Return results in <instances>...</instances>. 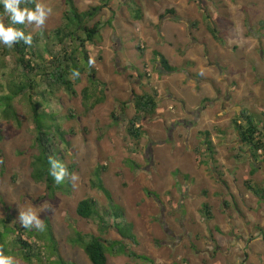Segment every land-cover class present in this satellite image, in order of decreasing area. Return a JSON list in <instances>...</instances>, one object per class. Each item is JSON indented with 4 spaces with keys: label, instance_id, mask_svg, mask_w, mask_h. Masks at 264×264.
I'll return each instance as SVG.
<instances>
[{
    "label": "rangeland",
    "instance_id": "rangeland-1",
    "mask_svg": "<svg viewBox=\"0 0 264 264\" xmlns=\"http://www.w3.org/2000/svg\"><path fill=\"white\" fill-rule=\"evenodd\" d=\"M72 1L80 13L106 4L96 20L103 24L101 39L95 45L87 44L100 86H92L88 72L76 83L75 95L59 91L55 97H38L39 111L54 116L70 136L68 149L58 143L59 156L72 168L76 180L66 177L54 196L45 183L32 179L38 152L35 123L22 96L12 103L17 119H5L4 98L10 94V85L22 78L14 54L0 56L3 253L13 256L16 264H29L16 255L15 240L21 238L36 243L41 251L31 264H91L75 243L77 233L101 237L98 221L77 215L81 201L94 199L100 205V216L113 228L102 239L125 242L130 253L154 264H238L244 256L249 259L248 253L235 247L241 244L264 259V235L257 243L253 237L221 230L246 212L264 228V200L247 187L264 190L263 161L248 156L234 127L243 110L264 127V0H139V4L127 0L117 10L118 18L112 20L121 0ZM36 2L53 9L42 27L25 23L43 48L54 43V31L67 23L69 6L67 0ZM157 16L176 17L177 25L170 27L174 37L162 36L167 31L163 25L159 31L154 27ZM138 18L143 20L138 22ZM107 21L113 24L109 26ZM211 24L220 42L210 33ZM4 47L8 48L0 45ZM7 50L11 52V48ZM154 50L165 52L179 72L163 70L156 53L152 57ZM43 57L50 59L47 54ZM200 78L209 80L206 101L198 96L202 84L195 82ZM86 88L95 94L89 110L83 97ZM46 90L43 84L38 92ZM144 93H156L159 108L155 115L144 118V134L135 141L127 129L135 116V99ZM98 99L100 103L95 104ZM207 142L212 143L214 153L209 152ZM99 170L110 198L99 188ZM252 171H256L254 176ZM112 205L123 211L121 229L127 234L131 230L136 245L114 229L117 221L110 214ZM29 207L40 214L44 231L25 229L18 220L19 211ZM108 264L151 263L113 254Z\"/></svg>",
    "mask_w": 264,
    "mask_h": 264
},
{
    "label": "trees",
    "instance_id": "trees-1",
    "mask_svg": "<svg viewBox=\"0 0 264 264\" xmlns=\"http://www.w3.org/2000/svg\"><path fill=\"white\" fill-rule=\"evenodd\" d=\"M102 3L105 0H100ZM36 0H25L22 6L30 8L35 7ZM69 6L68 11L65 14L67 23L61 29H57L53 33L52 40L54 43L47 44L45 47H41L42 41L38 37H32L31 45L25 44L23 41L15 43L11 47V52L8 48H0V56H8L10 53L14 54L16 63L21 69L22 81L16 83L15 81L10 85V94L4 98L6 104L5 119H17L15 112L13 111V101L22 96L31 107L33 114V120L35 123V147L38 150L35 155L33 166L32 179L37 183H45L49 193L54 196L60 189L61 184H56L53 178L49 175L48 159L52 157L63 162L60 158V150L58 143H62L68 149L70 147L69 137L62 131L61 126L57 123L54 116L45 112H40L38 109V97L41 96L45 99L46 95L55 97L59 91H66L70 95H75L76 83L80 82V77L86 73H90L89 79L92 86L99 87L100 82L95 80L96 70L90 63L89 52L87 50V44L95 45L101 39V32L103 24L96 21L101 15L103 7L106 4H102L100 7H95L88 12L80 13L72 0H67ZM170 15L175 14L174 11H169ZM0 17L6 21L7 17H3V5L0 4ZM140 20V18H138ZM108 25L111 24L108 22ZM17 28L24 31L25 35H28L26 25H16ZM209 31L216 41L220 42V35L216 28L209 26ZM36 45V47H35ZM139 50L144 52V47H139ZM145 53V52H144ZM49 55L50 59L44 58L43 55ZM157 58L160 59L162 69L170 74L179 72L177 67H173L169 64L168 60L164 58L160 53H156ZM78 71L79 76H74L73 72ZM16 77V76H15ZM75 78V80H73ZM14 79V78H13ZM45 85L48 89L41 94L38 92L40 85ZM90 88H86L83 91V97L87 110L93 107L92 92L90 94ZM33 92V94H32ZM37 96V97H35ZM100 100H96L95 104H99ZM94 104V105H95ZM135 116L131 119L127 132L128 135L135 141L141 140L143 136L142 123L145 117H150L156 114L159 108L157 101V94L144 93L137 96L135 99ZM234 127L238 135V139L248 148L249 155L252 156L255 161L259 158L263 161L264 169V127H260L251 115L247 111H242L238 118L234 121ZM208 136V135H207ZM210 141V139H209ZM212 142V141H211ZM207 142L206 146L210 153H214L212 143ZM261 154L259 155V153ZM71 173L72 168H68ZM256 171H252L251 175L254 176ZM101 171L97 172L99 178ZM249 191L253 192L260 199L264 200V190L261 192L253 189L247 184ZM99 188L110 198L109 192L103 187L99 178ZM99 203L94 199H86L81 201L77 207V215L84 220H96L98 221V228L101 237H84L77 233V242L79 248L85 253L91 264H108V257L115 254V256H131L132 258L143 260L147 263L154 264L149 258L145 256H137L134 253H130L125 247V242H107L102 237L107 234L111 228L110 224L101 217L99 214ZM205 210H208V206H205ZM110 214L116 219L114 229L118 231L122 239L129 241V244L136 245L135 238L128 230H122L121 226L124 224L119 222L123 218V211L118 207L112 205L110 207ZM210 216L209 212H205ZM4 223V222H3ZM49 229V227H47ZM37 237V236H36ZM1 241V240H0ZM54 242V238L52 239ZM17 256L22 258L27 263L31 264L33 259L40 257V249H38L36 243L32 244L23 241L21 238L15 240ZM0 242V250L2 249ZM62 264V263H59Z\"/></svg>",
    "mask_w": 264,
    "mask_h": 264
},
{
    "label": "clouds",
    "instance_id": "clouds-1",
    "mask_svg": "<svg viewBox=\"0 0 264 264\" xmlns=\"http://www.w3.org/2000/svg\"><path fill=\"white\" fill-rule=\"evenodd\" d=\"M25 0H0L3 5V17L6 16L7 23L4 19H0V45L11 48L15 43L23 41L25 44L31 45V34L25 35L24 31L17 28L16 25L35 24L37 27H42L48 17L52 14L53 9L46 6L44 3L36 2L34 8L22 6ZM91 63V61H90ZM74 76H79V72H73ZM49 175L53 178L56 184L64 182L68 177L72 181L76 180L75 174L69 172L67 165L52 157L48 159ZM18 220L25 229L44 231L45 224L34 208H26L19 211ZM0 264H16V260L11 255H5L0 250Z\"/></svg>",
    "mask_w": 264,
    "mask_h": 264
},
{
    "label": "crops",
    "instance_id": "crops-1",
    "mask_svg": "<svg viewBox=\"0 0 264 264\" xmlns=\"http://www.w3.org/2000/svg\"><path fill=\"white\" fill-rule=\"evenodd\" d=\"M140 1H142V0H140ZM127 2V0H121V1H119V5L117 6V9L115 10V12L113 13V16L111 15L110 16V19L112 20L113 18H116L117 16V13L119 12V11H121L122 9H121V7H122V5H126L125 3ZM137 4H139V0H138V3ZM127 5H129V4H127ZM117 10H119L118 12H117ZM168 14H169V11L167 12ZM166 13V14H167ZM170 15V14H169ZM172 16V15H171ZM170 16H168L167 18H169ZM118 18V17H117ZM143 18V17H142ZM141 20H143V19H141ZM141 20H138V19H136V21H141ZM154 20H155V22H154V27H158V31H159V28H160V26H162L163 25V29L165 30V29H167V31L166 32H164V34H163V32H162V36H164L166 39H169V37H174L173 35H174V32H173V29L172 28H170L171 26H173L174 24L175 25H177V19H176V17L175 18H170V19H166V18H159V16H157V17H155L154 18ZM107 22H109L110 24H113V23H111L110 21H107ZM161 23V24H160ZM177 27V26H176ZM162 29V30H163ZM172 29V30H171ZM102 36V35H101ZM119 40V39H118ZM119 41H121V40H119ZM158 47V46H157ZM160 51V50H159ZM155 53H157V50H154V52H153V54H152V57H153V55L155 54ZM162 56H164V58L166 59V60H168V62L170 61V59H169V56L168 55H166L165 54V52H163V51H161V53H160ZM169 64H170V62H169ZM171 65V64H170ZM171 66H173V65H171ZM173 67H176V66H173ZM221 76V75H220ZM196 84H199V83H201L202 85L200 86L201 87V89H203L202 91H201V93L200 94H198V96H199V98H201V97H203L204 96V100L206 101L207 99H209V88H206V86H208L209 85V80H205V79H203V78H200V79H197V82H195ZM212 83V82H211ZM206 85V86H205ZM197 96V97H198ZM203 100V101H204ZM260 165H262L261 167H263V163H260ZM219 177V176H218ZM260 205H258V207H259ZM256 210H258L259 211V209L257 208ZM247 214H246V216L245 217H247V218H245L244 216H241L240 217V219H238V221L237 222H234V224H231V223H227V226H226V228L225 229H222L221 228V230H222V232H224V234H226V233H231L232 235H236V236H241L242 237V235H243V237L244 238H246V237H253L254 239H255V241L254 242H257L258 243V241H260V237L261 236H263L264 235V228L261 226L260 228H259V226L256 224V220H255V217H254V215H251V216H249V214H248V212H246ZM263 220H264V216H263ZM220 229L219 227H215V229ZM254 233V234H251V233ZM263 232V233H262ZM240 241H242V239L241 240H239V242ZM242 243V242H241ZM235 247H237L238 249H240V251L243 253V254H245V253H248L249 254V259H247V257H242L241 258V260H238L239 262H238V264H257L258 262L260 263L262 260H264L263 258H262V256H260L261 254H258L259 252H254L253 250H251V249H246V245L245 244H241V245H236ZM251 247V246H250Z\"/></svg>",
    "mask_w": 264,
    "mask_h": 264
}]
</instances>
